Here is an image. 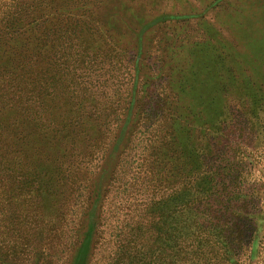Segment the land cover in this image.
<instances>
[{
  "label": "rangeland",
  "instance_id": "rangeland-1",
  "mask_svg": "<svg viewBox=\"0 0 264 264\" xmlns=\"http://www.w3.org/2000/svg\"><path fill=\"white\" fill-rule=\"evenodd\" d=\"M165 16L176 19L142 32ZM33 31H39L35 34L43 46L38 47L39 58L30 63L24 57L29 55L24 43ZM21 60L26 70L42 73L28 77L26 82L28 90H36L35 95L25 89L16 96L10 93L12 83L5 79L14 71L8 69ZM52 71L57 74L55 80ZM262 83L264 0H0V104L15 101L24 105L31 103L29 98L39 96L36 100H41L36 103H42L47 111L43 119H57L60 124L71 119L72 128L79 129L75 142L70 144L75 160L81 161L80 156L91 153L94 157L82 162L89 173L88 181L99 185L101 178L100 183L113 184L108 185L105 206L108 222L112 223L111 230H106L108 235L103 236L107 241L112 233L116 234L114 220L120 228L127 214H136L139 219L145 213L142 201L154 195L146 187L159 177L155 170L153 175L145 171L137 179L122 181L120 176L114 183V173L125 170H120L117 160L101 171L127 120L124 106L130 99L128 91L135 87L132 123L122 146L133 140L141 147L147 141L149 130L155 128L149 129L140 117L152 114L158 122V112L153 108L161 103L167 108H180L181 119L175 118L176 111L169 119L178 129L198 121L201 126L195 132L201 137L203 153L210 154V142L222 153H217L215 160L205 158L203 209H210L211 204L217 209L214 199L220 198L230 200V213L242 215L239 217L256 214L251 225L248 219L242 223L248 237L254 230L252 246L245 240L235 253L241 264H264V87L257 86ZM50 101L53 109H49ZM5 118L3 125L11 126L20 114L10 111ZM22 130L25 136L30 134L27 128ZM80 130L83 132L78 133ZM182 133L185 129L180 130L184 136ZM29 139L23 151L29 149ZM34 139L35 132L31 137ZM44 143L41 141L39 146ZM65 145L59 141L49 152L53 164ZM104 148L108 149L105 154L100 152ZM138 165L132 166V172H140ZM211 173L219 175L217 182L209 180ZM211 185L215 186L209 191ZM79 194L80 190L74 195ZM126 195L141 197L132 202ZM69 205L71 212L78 206L72 207L73 202ZM62 231L51 264H68L67 253L75 252L69 251L78 227L70 221ZM83 231L82 226L79 236ZM34 242L40 245L36 236ZM103 249H99L93 264H105ZM29 259L24 258V264L36 262L35 257Z\"/></svg>",
  "mask_w": 264,
  "mask_h": 264
},
{
  "label": "trees",
  "instance_id": "trees-1",
  "mask_svg": "<svg viewBox=\"0 0 264 264\" xmlns=\"http://www.w3.org/2000/svg\"><path fill=\"white\" fill-rule=\"evenodd\" d=\"M171 19L176 17L165 16L156 19L142 32ZM37 32L39 31H33V35L27 38L28 43H24L29 50V55L24 57L28 58L30 63L39 58L38 47L43 46L40 37L35 34ZM22 63L24 61L21 60L19 64H11V69L8 70L14 73H8L9 78L5 79L11 81L9 89L14 96L21 94L24 89L29 94L36 93L33 87L27 89L26 82L28 77L42 74L36 73L32 68L26 70L27 67L22 66ZM52 73V79L55 80L57 74L54 71ZM131 77L136 81L134 76H130V80ZM263 85L262 83L257 86L264 87ZM128 94L130 99L124 106L127 120L120 130L116 146L109 151L101 171L105 165L107 167L117 160V166H122L120 170L122 168L125 170L122 173L121 171L114 173L111 178L112 182L116 179L114 183L119 182L120 176L122 181L132 177L137 179L139 173L145 171L153 175L151 172L155 170L159 177L156 182L151 180L146 187L147 191L154 195H147L142 201L145 213L139 219L136 214L126 213L123 221L125 225H121L120 228L117 227V220H114L116 234L112 233L109 241L103 238L104 235H108L106 230H111L112 224L108 222L110 219L105 213V206L110 193L108 185L112 187L113 184H102L101 178L99 185H91L92 183L88 181L86 176L89 173L82 162L88 157H94L90 155L91 153L80 156L81 161L75 160L70 144L75 142L78 135L76 131L79 129L72 128L71 119L61 124L57 119L50 117L43 119L47 111L42 107V103H36L41 100V98L36 100L39 96L29 98L31 103L24 105H21V102L1 100L0 264H24V258L27 256L29 260L35 257L37 263L43 261L44 264H51L49 261L54 254L56 243L63 238L64 225L70 221L78 227V231L72 235V247L69 252L70 254L74 250L75 252L73 255L67 253L68 259L65 260L68 264H93L101 247H104L105 264H241L235 250L240 249L245 240L250 243L255 239L254 230L248 237L242 223L248 219V224L251 225L257 215L239 217L242 215L230 213V200L220 198L214 199L217 209H214L212 204L210 209H203L204 188L201 180L204 161L205 158L215 160L217 153L221 152L212 147L210 142L208 144L211 145V151L206 156L203 153L201 137L195 132L201 124L198 121L192 123L194 125L187 123L184 126L188 127L178 129L176 122H170L169 119L175 117L174 111L177 112H174L177 114L175 118L181 119L178 115L180 108H167L165 103L153 108L158 112V122L152 114L146 115L148 118L140 117L149 129L155 128L152 132L148 129L147 141L141 147L135 146L133 140L122 146L126 131L132 123L135 87L130 89ZM50 102L49 109H53V101ZM146 107L147 105L144 112ZM10 111L18 112L20 118L14 120L11 126L3 125ZM161 114L164 116H160ZM181 126L183 124L179 127ZM24 127L30 131L29 135H24L22 130ZM183 129L185 133L181 136L180 130ZM34 132L36 140L32 141ZM81 132L83 130L78 131ZM26 139H29V149L23 151ZM41 141L45 143L39 146ZM59 141L66 145L53 164L49 152ZM107 150L104 148L100 152L105 154ZM225 154L227 153H224V158H227ZM136 163L140 166V172H132V166ZM144 167L147 169L143 170ZM218 177L219 175L211 173L209 180L217 182ZM215 185H211L208 190ZM132 189L134 192L135 186L132 185ZM79 190L81 194L74 195ZM126 196V199H132V202L134 198L141 197ZM71 202L74 203L72 207L78 205L73 212L71 208L68 209ZM62 207L65 208L64 211L61 210ZM128 224L132 226L127 227ZM82 226L84 231L79 236ZM34 236L40 245L35 244ZM10 261L12 262L9 263ZM36 262L29 261V264Z\"/></svg>",
  "mask_w": 264,
  "mask_h": 264
}]
</instances>
